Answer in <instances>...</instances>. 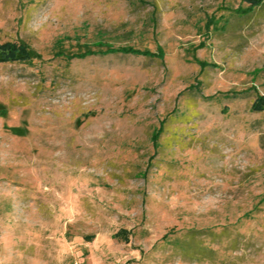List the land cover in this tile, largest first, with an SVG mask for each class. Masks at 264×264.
Listing matches in <instances>:
<instances>
[{"label": "rangeland", "instance_id": "obj_1", "mask_svg": "<svg viewBox=\"0 0 264 264\" xmlns=\"http://www.w3.org/2000/svg\"><path fill=\"white\" fill-rule=\"evenodd\" d=\"M250 8L0 0V44L29 51L0 53V264H264ZM118 48L164 59L96 55Z\"/></svg>", "mask_w": 264, "mask_h": 264}, {"label": "trees", "instance_id": "obj_2", "mask_svg": "<svg viewBox=\"0 0 264 264\" xmlns=\"http://www.w3.org/2000/svg\"><path fill=\"white\" fill-rule=\"evenodd\" d=\"M246 1L250 3L251 8L249 10H252L253 8L258 7L264 3V0H246ZM238 12L242 13V11H238ZM0 53L12 59H16L17 53L20 54L21 56L20 58L29 57V51L26 46L16 45L13 43L0 44ZM90 54H94V53L86 52L80 55H73L72 57L84 58ZM105 54L136 55V56H145L149 58H156L160 60L164 59V52L162 50H159L158 52L154 53L149 51H141L134 48H118V49H109L107 51H99L96 53V55H105ZM254 108L257 110H264V96L257 98L254 104Z\"/></svg>", "mask_w": 264, "mask_h": 264}]
</instances>
